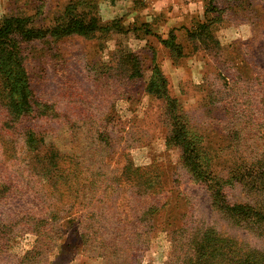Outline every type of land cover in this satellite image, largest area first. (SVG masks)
I'll use <instances>...</instances> for the list:
<instances>
[{
    "label": "rangeland",
    "instance_id": "1",
    "mask_svg": "<svg viewBox=\"0 0 264 264\" xmlns=\"http://www.w3.org/2000/svg\"><path fill=\"white\" fill-rule=\"evenodd\" d=\"M11 17L45 35L0 58V264H186L205 234L204 264L264 254V224L214 205L147 91L158 64L227 205L264 208V0H0Z\"/></svg>",
    "mask_w": 264,
    "mask_h": 264
},
{
    "label": "trees",
    "instance_id": "2",
    "mask_svg": "<svg viewBox=\"0 0 264 264\" xmlns=\"http://www.w3.org/2000/svg\"><path fill=\"white\" fill-rule=\"evenodd\" d=\"M92 25L84 24L83 22L76 20L70 29L65 31V36L76 33L85 37L90 36V33L96 30H110L113 26H116L115 32L123 31L124 33L130 31V28L125 26L123 20L120 23H107L98 25L97 21H92ZM26 23L25 20L19 18H5L3 24L0 26V58L5 62L7 59L18 60V49L19 43L24 40H34L43 37V32L35 31L32 29H23L22 25ZM148 23V22H147ZM15 34H20L22 39L15 37ZM91 35L90 37H94ZM188 37L192 38L191 31H188ZM171 49L172 52L176 51L181 53L182 44L173 43L172 45H166ZM135 63H139V56L133 52L127 54ZM147 91L158 98L165 99L167 103V111L171 114V118L174 119L171 128V134L167 138L168 146H179L181 152V162L192 175L195 182L204 185L211 193L212 201L214 205L219 206V209L226 210L231 215L233 220L240 221L244 220L248 216L254 218L256 224H264V208H255L248 205H237L234 204L232 207L227 205L225 202L224 181L218 174L209 171L207 168V158L205 157V148L200 146V142L191 139L192 134L189 128L183 126V124L176 122L184 112V109L179 105V100L172 96L169 90V81L167 76L164 74L162 67L156 64L153 67V75L151 77L150 84ZM185 114V113H184ZM186 115V114H185ZM212 240H216L212 237ZM206 234L201 237L199 244L195 247V252L188 258L186 264H204L206 261H210L208 257L206 243ZM198 243V241H197ZM95 256H101L97 253ZM108 258V257H107ZM233 264H264V254L253 250L243 256H236Z\"/></svg>",
    "mask_w": 264,
    "mask_h": 264
},
{
    "label": "crops",
    "instance_id": "3",
    "mask_svg": "<svg viewBox=\"0 0 264 264\" xmlns=\"http://www.w3.org/2000/svg\"><path fill=\"white\" fill-rule=\"evenodd\" d=\"M130 17H131L130 15L125 16V18L123 20V23L126 22V21L129 22ZM188 18H190V17L185 16V14H183V15L177 14L176 16H173V18L171 20L168 19V22H167L166 26L168 28H172V29H175L179 25H181V26H189V24H191V20L189 21ZM150 19H153L152 15H150ZM178 67L179 66H174L173 68L175 70H178ZM180 69H182V68H180ZM175 97H177V96H175Z\"/></svg>",
    "mask_w": 264,
    "mask_h": 264
}]
</instances>
